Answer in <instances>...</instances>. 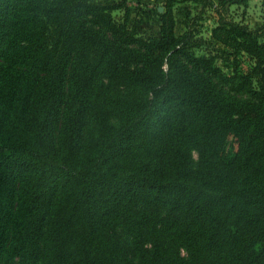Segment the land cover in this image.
Here are the masks:
<instances>
[{"label": "trees", "instance_id": "trees-1", "mask_svg": "<svg viewBox=\"0 0 264 264\" xmlns=\"http://www.w3.org/2000/svg\"><path fill=\"white\" fill-rule=\"evenodd\" d=\"M193 1L248 70L180 0L155 34L128 0H0V264H264V24Z\"/></svg>", "mask_w": 264, "mask_h": 264}, {"label": "rangeland", "instance_id": "rangeland-1", "mask_svg": "<svg viewBox=\"0 0 264 264\" xmlns=\"http://www.w3.org/2000/svg\"><path fill=\"white\" fill-rule=\"evenodd\" d=\"M217 3L220 0H215ZM222 7L224 13L236 21L247 23L252 28L264 24V0H226ZM165 0H128L130 23L137 25L140 34H155L160 25L159 12L163 10ZM117 19H121L122 11H115ZM176 34L180 35L187 25H193L194 50L197 53L213 55L216 65L230 71L235 65L246 71L251 66V60L245 54H235L220 43L211 42V30L216 25L218 14L213 8L201 10L199 2L180 0L175 6ZM198 18V19H197ZM194 23V24H193ZM264 40V28L260 31ZM196 156V155H195Z\"/></svg>", "mask_w": 264, "mask_h": 264}]
</instances>
